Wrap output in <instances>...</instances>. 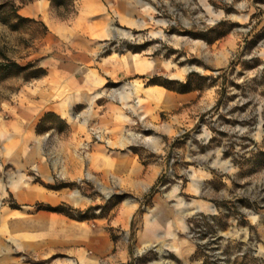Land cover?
<instances>
[{"label":"rangeland","instance_id":"obj_1","mask_svg":"<svg viewBox=\"0 0 264 264\" xmlns=\"http://www.w3.org/2000/svg\"><path fill=\"white\" fill-rule=\"evenodd\" d=\"M56 1L0 0V159H25L0 242L67 221L109 264H264V0Z\"/></svg>","mask_w":264,"mask_h":264},{"label":"crops","instance_id":"obj_2","mask_svg":"<svg viewBox=\"0 0 264 264\" xmlns=\"http://www.w3.org/2000/svg\"><path fill=\"white\" fill-rule=\"evenodd\" d=\"M117 143L118 145L122 146L125 143V139L121 138ZM116 159H125V157L118 156ZM24 160L25 159H0V170H4V166L6 164H22ZM26 160L28 161L29 159ZM71 193L67 194L66 198H68L70 201L77 200V198L71 196ZM134 210L135 207L126 213L127 224L130 228L132 227L131 216ZM57 218L62 220L61 217ZM2 224V220H0V226H2ZM65 225H68L69 228H74V231L72 232V230H65L62 234H57L56 230L53 229L54 232L49 234L39 232L36 233V235L31 236L29 222H27L26 225H23L21 234L17 235L16 239L14 240L16 243H13L12 246L0 242V253L9 252V250H12V247H15L17 251L28 252L30 249L36 250L34 253H37L40 259L47 260L45 264H109L113 243L111 242L107 233H98L92 231V235L90 238H88V242L85 246H82L79 243L84 242L85 237L78 235L77 231H75V225H72L70 222L65 221ZM148 227L149 229L152 228L153 223H149ZM76 243L79 245L76 246ZM8 246L10 249H8ZM59 252H64L66 255L63 258H57L56 256ZM6 256H0V264H26L23 261L19 262L16 259V261L13 262V258H8Z\"/></svg>","mask_w":264,"mask_h":264},{"label":"trees","instance_id":"obj_3","mask_svg":"<svg viewBox=\"0 0 264 264\" xmlns=\"http://www.w3.org/2000/svg\"><path fill=\"white\" fill-rule=\"evenodd\" d=\"M51 2L55 5V6H59L61 3L59 1H56V0H51ZM18 19H21V20H24L21 16L19 15H16ZM15 66H18V65H15ZM44 74V71L39 69L37 71H34L30 74H28L26 77L27 79H30V78H35V77H40ZM63 186H58L56 188H62ZM153 188H151L150 190V193L152 192ZM45 209L44 210H48V211H52V212H62L66 215H68L69 217L71 218H78V219H83L85 218V214L84 213H81V212H77L76 213H73L72 211H69V210H64L62 207L60 206H56V207H51V206H46L44 207Z\"/></svg>","mask_w":264,"mask_h":264},{"label":"bare ground","instance_id":"obj_4","mask_svg":"<svg viewBox=\"0 0 264 264\" xmlns=\"http://www.w3.org/2000/svg\"><path fill=\"white\" fill-rule=\"evenodd\" d=\"M71 196L74 197V198H77L78 197V195H77L76 192L71 193Z\"/></svg>","mask_w":264,"mask_h":264}]
</instances>
